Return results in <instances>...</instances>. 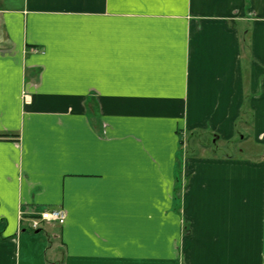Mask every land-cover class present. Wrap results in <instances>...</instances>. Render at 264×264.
<instances>
[{"label":"crops","instance_id":"obj_1","mask_svg":"<svg viewBox=\"0 0 264 264\" xmlns=\"http://www.w3.org/2000/svg\"><path fill=\"white\" fill-rule=\"evenodd\" d=\"M0 264H264V0H0Z\"/></svg>","mask_w":264,"mask_h":264},{"label":"rangeland","instance_id":"obj_2","mask_svg":"<svg viewBox=\"0 0 264 264\" xmlns=\"http://www.w3.org/2000/svg\"><path fill=\"white\" fill-rule=\"evenodd\" d=\"M247 120L250 125L251 123L250 120L249 119ZM243 124L245 123L243 122ZM250 127L251 125L248 126V128H241L242 137L246 136L247 138L245 137L246 138L245 140H239V139L235 140L233 143V148H237L238 150L242 151V154L240 155L239 153H237L236 157L247 159V160H253L255 162L260 159L259 156L261 155L262 149L259 145L254 143L253 138H252L253 136L252 134H250L251 133ZM185 148L186 146L183 143V149L185 150ZM51 223L56 224L55 222H51Z\"/></svg>","mask_w":264,"mask_h":264},{"label":"built area","instance_id":"obj_3","mask_svg":"<svg viewBox=\"0 0 264 264\" xmlns=\"http://www.w3.org/2000/svg\"><path fill=\"white\" fill-rule=\"evenodd\" d=\"M24 101H26L24 96ZM65 221V213L61 209L45 210L43 211L38 219H34L30 223L32 229L40 227L42 222H55L57 224H63Z\"/></svg>","mask_w":264,"mask_h":264}]
</instances>
